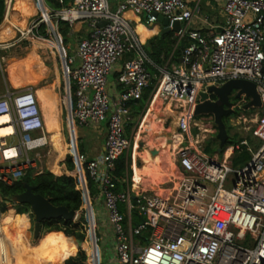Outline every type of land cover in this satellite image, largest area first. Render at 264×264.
Returning <instances> with one entry per match:
<instances>
[{"label":"built area","instance_id":"1","mask_svg":"<svg viewBox=\"0 0 264 264\" xmlns=\"http://www.w3.org/2000/svg\"><path fill=\"white\" fill-rule=\"evenodd\" d=\"M40 1L45 9L44 1ZM54 1L61 8L53 9L51 15L47 11L48 16L43 12L42 21L52 33L47 39L55 37L61 50L65 46L57 30L59 20L71 26L85 20L93 28L78 42L74 57H63L64 105L70 132L67 154L75 165L69 174L82 193L83 206L76 211V218L81 212L87 221L83 241L87 247L81 245L87 252L86 263L103 264L94 209L95 203H102L113 233L110 264H264V0H215L224 20L220 25H210L207 31L194 26L202 0H118L116 8L111 0H71L69 5L66 0ZM159 15L168 18L171 28L175 21L181 23V28L173 31L174 49L188 40L180 61L170 57L164 67L150 58L138 30L140 24L151 27L160 23ZM102 20L107 23L98 27ZM42 21L34 24L33 31ZM125 54L131 56L117 77L119 97L112 99L108 77ZM150 67L158 72L152 73ZM237 78L256 83L262 101L251 113L256 117L254 134L261 144L253 149L246 138L241 141L252 154L241 166L232 161L235 150L242 151L241 144L227 147L219 157L204 153L201 141L196 147L190 141L194 138L189 137L193 126L202 130L194 114L200 92ZM151 84L139 129L154 101L168 100L179 111L181 141L176 150V170L161 191L135 186L136 136H126L132 120L131 103L141 99ZM0 115L6 116L3 125L10 127L9 133L0 136L1 190V185H14L31 169L43 172L40 164L42 158L49 157L51 147L32 86L0 95ZM104 121L105 151L90 158L79 149L75 130L100 127ZM207 122L216 128L213 116L209 115ZM43 147L47 149L42 153ZM124 154L131 174L125 179V191L118 192L116 162ZM89 180L94 183L95 194ZM120 203L125 204V213Z\"/></svg>","mask_w":264,"mask_h":264},{"label":"rangeland","instance_id":"2","mask_svg":"<svg viewBox=\"0 0 264 264\" xmlns=\"http://www.w3.org/2000/svg\"><path fill=\"white\" fill-rule=\"evenodd\" d=\"M8 1L6 2V10H5V15L3 17V20L0 22V25L3 23V21L5 20L6 17V12L8 9ZM43 4L45 7V11H48L51 14H53V8L51 7V4L49 2V0H43ZM13 4L15 2V0H12ZM116 2H118L117 0H111V3L113 5V8H115V4ZM205 0H203V2H201V7H202V14H200V18L204 19L206 17V15H209L211 18L216 17V13H214L213 11H209L207 8H205L204 5ZM33 3H35V7H36V13L34 15H31L27 22H26V26L25 27H16L15 28V36L7 41H0V95H4L6 93V91L9 90H14L15 88H21L24 86V83L26 81V76L33 73V72H40L42 70H44L45 68L50 70V72L53 71V74H58V77L60 79V90L62 93V99L65 100L66 98V78H65V64L63 62V57L64 55L66 56H72L74 57L76 54L75 51V47L80 39V36L78 35L77 37H75L74 39H71L70 42L68 43L67 46H63L64 50H61L59 48L58 42L56 41L55 37L53 39H47L45 37L42 36H38L34 33L33 31V26L34 24L39 21V20H43V12L44 8L41 5V1L40 0H33ZM45 22V21H42ZM46 23V22H45ZM89 27V25L85 24L84 25V29H87ZM138 30L141 34V39L142 41H145L148 37H150L153 34H156L158 32V27H153V28H149L147 26L141 25L140 27H138ZM13 40V41H12ZM58 45V46H57ZM28 53V56L26 57V59L24 60V64L23 66L16 68V69H12L13 72L12 73H8V66L10 64H15L17 63L19 60H21L22 58H20L22 55ZM20 63V62H19ZM22 63V62H21ZM52 75L49 78H44L42 79L40 82H38L39 84H46L49 81H52V77H55L56 75ZM9 76H11V80L12 82L9 81ZM56 78V77H55ZM15 87V88H14ZM236 92L234 91L233 94H235ZM244 99H248L245 96L243 97ZM64 102V101H63ZM158 103V104H157ZM156 103V109L153 112L152 115V120L155 123V126L157 128V130L155 131H143L138 133L140 137L139 139V154L137 156V164L139 167H141L142 165H144V161L141 158V155H143L145 153L146 150L149 151L150 155H151V151L152 150H159L161 148H163L162 146H164L165 144L168 143V139L170 137L167 136V133H171V135H175V132L177 131V116L179 115V111L173 108V104L168 100H163L160 99L158 100ZM170 108V109H169ZM166 109H169L167 111H169V114L166 116L169 117L170 120H168L167 124L165 125V127L163 126L162 123H164V118L162 120V117L164 116V111H166ZM172 109V110H171ZM256 110H258V108H251L249 110H247L246 112H243L241 114V117H239L238 119H232V122L235 123L236 125L233 126L232 128V133H236L239 132L240 136H250V145L253 149H257L258 146L256 145V142H258L259 140L257 139V137L254 134V130H255V115H251V113H254ZM172 112H175L177 114V116L175 117ZM173 114V115H170ZM247 115H251L252 118H246ZM64 134L62 132V128H60L59 124L56 125H51L50 128L47 129V132L50 135H53L56 132H59L61 134V138L62 141H64V146L63 147H59V148H54L50 150V154H49V158L48 157H44L42 158V163L40 164L41 167H43V169L45 170L46 166H49L51 169H57L60 168L59 166V161L62 160L65 156V159H67L68 155V150L70 151V132L67 128L68 125V110L66 108V106L64 105ZM143 116V115H142ZM142 116L140 118V116L138 115H134L132 113V121L133 123H131V125L127 126V131H126V136L128 138L132 137V136H136V133L139 130L138 127V123L140 121H137V118L139 117L140 120L142 119ZM201 117H205V121H208L209 115H203V116H199V117H195L196 120H198ZM53 121V120H52ZM135 121V122H134ZM52 123V122H51ZM146 127L148 128V123H145ZM250 127V130L247 131L245 130L243 127ZM103 127L107 128V121L103 122ZM204 129L206 127H203ZM214 129V128H213ZM216 129V128H215ZM213 132H209L207 133V138H209V140H213L214 138H216V131ZM209 131V128H208ZM199 132V130L194 127L192 129V133L194 135H196ZM65 135V136H64ZM77 137V135H76ZM214 137V138H213ZM172 138V137H171ZM175 138H179V141H177ZM77 141H78V145H79V149L81 151H83L84 148H89V143H88V139L86 138H81L79 135L77 137ZM181 141V137L175 136L174 137V149H172V147L170 146L168 149V153L163 154V159L161 161V164H159L158 166V181L154 182L155 186H165V182L169 179H171L173 177V174L175 173L176 170V150L179 144V142ZM219 142V141H218ZM187 143V141H185V144ZM219 145V143H218ZM217 145V147H218ZM46 147H43V149H40V151L43 153L44 150H46ZM251 153V152H250ZM34 155V152L32 153ZM210 155V154H209ZM220 155H222V152H220ZM252 155V154H251ZM152 156V155H151ZM244 165V164H243ZM61 172V170L59 171H54L53 173L55 174H59ZM142 177V176H141ZM144 183L142 185V187H144L145 185H148V181L150 180L149 177H145L144 179ZM165 183V184H163ZM145 188V187H144ZM137 189V188H136ZM2 203V202H1ZM103 204L99 203V205H97L95 203L94 205V209H95V213H96V219H97V233L98 236L101 238V242H100V248H101V255H102V262L103 264H110V262L113 259V233L110 230L109 227V223L107 221V212L105 209H103ZM10 209H14V212L16 213V207L15 204L11 203V204H7L6 203V208L3 209L2 205L0 204V211L2 212V218L4 216H6L9 212ZM5 210V211H4ZM29 217V224H26L25 227L29 230V239L32 243H37L41 238H43L44 236L48 235V234H58V235H63L67 238L68 240V244L67 245H60L61 246H67L70 247L72 244V240L70 239V237H68L65 233L61 232V233H57V232H52V231H56V230H49V229H44L41 231L40 237L38 240H35L33 237V230H34V215L31 213V210L28 211V213H26ZM76 223H80V225L83 227L84 231H85V237H86V228H87V221L85 219L84 213L80 212V215L78 214V217L74 220ZM81 221V222H80ZM18 223V221L16 222V224ZM15 224V226H16ZM84 224H86V226H84ZM10 233L11 236L9 238H7V233ZM7 233H5V237L7 239H9L10 241L13 242L14 246H15V240L14 237L12 236L13 234H19L16 231H13L12 229L7 228ZM23 244H26L25 241L23 240L22 242ZM59 247V248H60ZM26 249L28 250V248L26 247ZM75 252V251H74ZM27 253V251H26ZM18 254V252H17Z\"/></svg>","mask_w":264,"mask_h":264},{"label":"trees","instance_id":"3","mask_svg":"<svg viewBox=\"0 0 264 264\" xmlns=\"http://www.w3.org/2000/svg\"><path fill=\"white\" fill-rule=\"evenodd\" d=\"M19 1L15 0L14 4L12 0L8 1L7 12L10 11L11 8L14 7ZM49 2L53 9L61 8V5L54 0H49ZM69 3H71V0H66V5H69ZM5 10L6 0H0V22L3 20ZM57 30L62 38L64 46H67L70 40L74 39L75 37L74 34H72V26L67 21L59 20ZM34 33L36 35L43 36L46 38H52V33L48 30V26L44 22L41 23L38 28L34 29ZM175 42L176 40L174 38L173 32H168L165 34L160 33L150 38L146 42L145 50L148 55L154 60L155 63L164 67L170 57L171 60L174 62L180 61L182 55V48L187 45L188 40L184 39L180 46L176 49H174ZM150 70L152 73L158 72L155 68L150 67ZM152 88L153 85L151 84L144 92L143 97L141 99L133 101L136 103L141 102V106L134 105L136 109H140L144 106L145 101ZM237 114L238 113H236L235 115ZM226 124L230 137L222 151V154L227 147L234 144H241V141L245 138L250 143V141L252 140L249 139L250 136H240L239 132L232 133L231 130L233 128V125L228 122H226ZM148 128H151L152 131H154L155 129L157 130L154 121L151 124H148ZM218 143L219 142L217 138L210 140L205 147V151L210 155L216 153ZM260 144V140L256 142V145L258 147L260 146ZM164 146L162 147L164 148ZM163 148L160 149V152L158 154L159 160L163 159ZM241 148L242 151L236 149L233 154L232 161L235 166H241L243 164H246L252 157L251 153L247 150L246 145L241 144ZM71 151L73 152V148L71 149ZM142 157L146 161H149L151 159V155L148 150L145 151ZM66 162L69 170H73L75 168L74 162L70 155H68ZM52 170L59 171L61 170V167ZM130 171L131 169H129L127 156L126 154H124L116 162L115 176L117 185L116 190L118 192L125 191L127 187V182L125 181V179L129 175ZM140 173L142 177H144V175L152 176L154 178L153 182L158 181V170H143L140 171ZM25 184H30L34 186V191L36 193H40L44 197L49 198L51 202L56 206L63 205L68 207L69 210L75 211H79L83 206L82 193L77 188L75 178L72 175L66 173L55 174L50 170H44L43 172L38 173L35 170L31 169L14 185H1L0 192L3 197V202L1 203L2 208H6L7 200H13L12 203L15 204L17 213L15 220L16 222L18 221L16 226L18 227H20L24 222L29 219L28 215L26 214L30 210L29 204H19L14 201V198L17 194L25 191ZM89 186L91 193L95 194L96 188L94 186L93 181L89 180ZM120 209L122 212H126V206L124 203H120ZM14 213V209H10L8 216L4 219H0V264H30L33 249L41 251V256L40 259L37 261V264H87V252L84 251L78 243V241L85 240V231L80 225V223H76L74 220L58 218L53 220H45L42 223V230L46 228L49 230H56L52 232H63L68 237H70V239L72 240V244L70 247H60V245L62 244L67 245L68 240L65 236L58 234H48L41 238L37 243L31 244L32 242L30 241L29 234L26 233V230L14 228H12L13 231H19L25 235V243L28 246V250L26 249V246L22 243V236L19 234L12 235L14 237V240L16 241L15 246L12 241L7 239L11 236L9 232L7 233V238L5 237L6 243L1 244L2 242H4L6 229L13 222ZM134 215L137 216V213L134 212ZM27 224H29V222ZM83 246L87 247L86 242L83 243ZM5 254L7 255L5 256Z\"/></svg>","mask_w":264,"mask_h":264},{"label":"crops","instance_id":"4","mask_svg":"<svg viewBox=\"0 0 264 264\" xmlns=\"http://www.w3.org/2000/svg\"><path fill=\"white\" fill-rule=\"evenodd\" d=\"M6 2H7V0H6ZM201 2H203V0ZM115 5L117 6V2ZM204 5H205V8H207L210 12L213 11L214 13H216L215 14L216 17L214 19V18H211L209 15H206V17L204 19H201L199 17L200 15H198L195 18L194 26L196 28L203 30V31H207L210 28V25H214V26L220 25L223 23L224 19L222 16L221 8L219 7V5L216 3L215 0H205ZM116 6H115V8H116ZM35 13H36V7H35V3H33V0H20L19 2H17V4L14 7H12L10 11L6 12L5 20L0 25V33L2 34L0 39L7 38V37H14L15 36V28L18 26L25 27L28 18L31 15H34ZM128 14H130V13H128ZM200 14H202V7H201V13ZM85 24L89 25V27L87 29H84ZM153 27H158V32L156 34H153L150 37H148L144 41L145 44L150 38L161 33L160 31L162 29V25L160 23L154 24L149 28H153ZM92 29L93 28L88 21L81 20V21L76 22L74 25H72V34H74L75 37H77L79 35L80 39H82L83 37L87 36L92 31ZM80 39H79V41H80ZM77 45H78V43H77ZM77 45L75 47L76 49H77ZM76 49H75V51H76ZM27 56H28V53L22 55L20 57L22 59L19 60L17 63L10 64L8 66V73L9 74L12 73L13 72L12 69H16V68L23 66L24 60L26 59ZM130 56H131V54H125L116 63L114 70L112 71V73L108 77L107 90H108V93L110 94L112 99H117L119 97L120 86L118 85L117 77L119 75V71L121 70L124 62L126 60H128L130 58ZM167 63H168V61H167ZM51 74L54 75L55 73L53 74V71L50 72V70H48L46 68L40 72H33V73L26 76V81H25L23 87L32 86L33 89L36 91L38 98H39V104L41 107V111H42L43 117L45 119L46 129L50 128V126L53 124L54 125L59 124V126H60V128H62V132L64 134V116H63V113H64V102L63 101L64 100L62 99L63 97H62V93L60 90V79L58 77V74H55L56 78L52 77V81H49L46 84H39L38 83L44 78H49L51 76ZM9 81L12 82L11 76H9ZM23 87H21V88H23ZM149 98H150V96L148 95L144 106L141 107L140 109H138V108L136 109L134 105H140L141 106V102H137V103L133 102L131 104V116L133 113L134 115H137V116L139 115L141 118V116L143 115V113L146 110V107L148 106ZM151 105L152 104L150 103L149 109H150ZM149 109H148L144 119L146 118V116L149 112ZM169 109H166V111H164L165 113H164V116L162 117V120L164 118H166V116L168 115L169 111H167V110H169ZM140 118L138 117L136 122L140 121ZM201 119H202V117L197 120V121H199L200 126H202V130H199V132L196 134V135H198L197 138L195 137L196 135H194L192 133V131H191V135L189 137L194 138V139H190V141H192V144L195 145L196 147H197L196 143L201 141L202 150L204 151V153L208 154L205 151V147H206L207 143L210 141L209 138H207V135H208L207 133L213 132L215 127H213L210 122L203 121V119L202 120ZM168 120H170L169 117L164 119V123H162L164 127L167 124ZM130 122L133 123L132 120H130ZM131 123H129L128 125H131ZM203 127H206V128L204 129ZM67 128L69 130V125H67ZM193 128H194V126L192 127V129ZM208 128H209V131H208ZM140 132H143V130H141ZM140 132H137V133H140ZM75 133H76L77 137L79 135L81 138H85V139L87 138L88 139V143H89L90 147L88 149L84 148L82 152L86 153L90 158L96 157L105 151V140L107 137V128L103 127V124L100 127L93 126V125L78 127V128H76ZM57 134L61 135L59 132H56L53 135H50L47 132L46 136H47V139H49L50 136H54ZM175 136L180 137V134L178 132V123H177V131L175 132V135H172V138L170 137L168 139V140H171L170 146L172 147V149H174L173 145H174V137ZM140 137L141 136H139L138 134L136 135V141H135L136 147L134 146V151H133V158H134L133 161H134V171H135L133 174V177H134L133 179L135 182V186L137 187V186L143 185V183L145 181L144 180L145 177H149L150 180L148 181L149 182L148 185H145L144 186L145 188L144 187H142V188L143 189H155V190L161 191V190H163L164 187H162L160 185L155 186V183L153 182L154 178L152 176H149V175L145 176L144 175V177H141V173H140V171H143V170H151V171H154V170L157 171L158 170V166H159V164H161V161H162V159L159 160V158H158V154L160 152V149L154 155L152 154L153 150L151 151L152 156H151V159L149 161L144 160L142 155H141V158L144 161V165H142L140 168L138 166V164H136L137 163L136 158L139 154V148H140V145H139ZM170 143L168 141V143L162 149L163 154L168 153V150H169L168 148L170 147V146H168V144H170ZM63 146H64V144L60 147H63ZM177 147H175V148H177ZM57 148H59V147H57ZM52 149H54V148H52ZM69 152L70 151L68 150V153ZM212 155H218L219 157L223 156V155H220V152H218V151ZM65 157L59 161V166L61 167V172L59 174H63V173L69 174L70 171H73V170L68 169ZM48 166H49V164H48ZM129 174H131V171L129 172ZM168 181H170V179L167 180L165 183H167ZM165 183H163V184H165ZM97 205H99V203ZM103 209H105V208L103 207ZM16 215H17V213H14L13 222L9 225L8 228L9 229H12V228L24 229V230H26V233L29 234V232H28L29 230L25 227V225L28 222H30L29 219L26 222H24L20 227H18V226H15ZM16 232H18L19 235L22 236V242H23V240L25 241V235L19 231H16ZM6 233H7V229H6ZM1 244H5V241L2 242ZM31 244H33V243H31ZM24 245L28 248L27 244H24ZM58 250H59V248H58ZM33 256L36 257L37 260H39L40 256H41V251H38L37 249H33V253L31 256L30 263L33 260Z\"/></svg>","mask_w":264,"mask_h":264},{"label":"water","instance_id":"5","mask_svg":"<svg viewBox=\"0 0 264 264\" xmlns=\"http://www.w3.org/2000/svg\"><path fill=\"white\" fill-rule=\"evenodd\" d=\"M159 22L162 25L161 34L168 32L178 31L181 28L179 21L174 22L173 28L169 27L168 18L159 15ZM107 23L106 20L98 22L96 25L102 27ZM235 93L236 98L246 97L249 99L248 103L244 106L245 109L259 108L262 105L261 96L257 90V85L253 81L243 78L230 79L221 85H211L205 91L200 92L199 102L195 107L194 114L196 117L203 115H211L214 118L216 126V138L219 141L217 147L218 152H222L227 141L229 140V132L225 121V116L232 112V102L230 95ZM215 96L211 99L210 96ZM171 140H169V143ZM158 151L153 150L152 154ZM35 187L30 184H25V191L15 196L14 201L19 204H29L31 213L34 215V230L33 237L38 240L42 231V223L45 220H53L64 218L66 220H74L77 212L69 210L66 206H56L49 198L44 197L40 193L34 191ZM13 200H7V204H11ZM79 245L83 241H78Z\"/></svg>","mask_w":264,"mask_h":264},{"label":"bare ground","instance_id":"6","mask_svg":"<svg viewBox=\"0 0 264 264\" xmlns=\"http://www.w3.org/2000/svg\"><path fill=\"white\" fill-rule=\"evenodd\" d=\"M45 10V9H44ZM45 13V15L46 16H48V12L47 11H45L44 12ZM141 26V24L138 26V27H140ZM1 33H0V37H1ZM11 38H13V37H7V38H2V39H0V41H7V40H9V39H11ZM13 41V40H12ZM8 42V41H7ZM58 46V45H57ZM158 104V103H157ZM155 109H156V102L154 101L153 103H152V105L150 106V109H149V112H148V114H147V116H146V118L144 119V121H143V123H142V125H141V127H140V129H139V131L138 132H140L141 130H143V131H147V130H150V131H152V129L151 128H147L146 127V124L145 123H148V124H151L152 122H153V120H152V115H153V112L155 111ZM170 111V110H169ZM171 113H175V112H171ZM169 114V113H168ZM173 114H170V115H173ZM174 116L176 117L177 116V114L175 113L174 114ZM177 117H179V115L177 116ZM249 118H252L251 116H249ZM7 120H6V116H2V115H0V136H4V135H6L7 133H9L10 132V127H8V126H5V125H3L5 122H6ZM177 123H178V118H177ZM138 134V133H137ZM167 136L168 137H172V135H171V133H167ZM177 141H179V138H175ZM49 140V143H50V147L51 148H56L57 149V147H60V146H62L64 143V141H62V138H61V135H59V134H57V135H54V136H50V138L48 139ZM171 145V143L170 144H168V146H170ZM135 147H136V145H135ZM9 153H14V150H10V151H8ZM228 153H230V151L228 152ZM9 214V213H8ZM8 214H7V216H8ZM7 216H5V217H3V218H1L0 217V219H4V218H6ZM30 221V220H29ZM6 233V232H5ZM4 241H5V236H4ZM5 243H6V241H5ZM87 244V243H86ZM7 254H5V256H6ZM37 259H36V257H34L33 256V260H32V262L30 263V264H37Z\"/></svg>","mask_w":264,"mask_h":264},{"label":"flooded vegetation","instance_id":"7","mask_svg":"<svg viewBox=\"0 0 264 264\" xmlns=\"http://www.w3.org/2000/svg\"><path fill=\"white\" fill-rule=\"evenodd\" d=\"M211 99H215V96L211 95L210 96ZM230 101L232 102V112L228 115L225 116V121L228 123H233L232 119H238L241 114L243 112H246L247 109L244 108V106L246 105V103H248L249 99H244L242 98H236L235 94H233V92L230 95ZM236 113H238L237 115H235Z\"/></svg>","mask_w":264,"mask_h":264}]
</instances>
